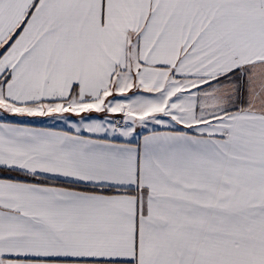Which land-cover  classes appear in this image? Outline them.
Instances as JSON below:
<instances>
[{
    "label": "snow or ice",
    "instance_id": "6c2138e0",
    "mask_svg": "<svg viewBox=\"0 0 264 264\" xmlns=\"http://www.w3.org/2000/svg\"><path fill=\"white\" fill-rule=\"evenodd\" d=\"M0 264H264V0H0Z\"/></svg>",
    "mask_w": 264,
    "mask_h": 264
},
{
    "label": "crops",
    "instance_id": "0c3cea01",
    "mask_svg": "<svg viewBox=\"0 0 264 264\" xmlns=\"http://www.w3.org/2000/svg\"><path fill=\"white\" fill-rule=\"evenodd\" d=\"M57 127H63V126H60L59 124H57Z\"/></svg>",
    "mask_w": 264,
    "mask_h": 264
},
{
    "label": "rangeland",
    "instance_id": "374dc122",
    "mask_svg": "<svg viewBox=\"0 0 264 264\" xmlns=\"http://www.w3.org/2000/svg\"><path fill=\"white\" fill-rule=\"evenodd\" d=\"M60 126H63L62 124H59Z\"/></svg>",
    "mask_w": 264,
    "mask_h": 264
}]
</instances>
